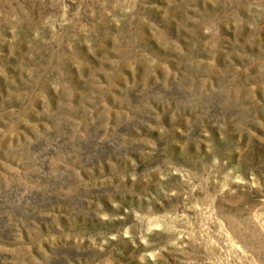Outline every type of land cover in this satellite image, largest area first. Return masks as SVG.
Instances as JSON below:
<instances>
[{"label":"rangeland","instance_id":"obj_1","mask_svg":"<svg viewBox=\"0 0 264 264\" xmlns=\"http://www.w3.org/2000/svg\"><path fill=\"white\" fill-rule=\"evenodd\" d=\"M0 264H264V0H0Z\"/></svg>","mask_w":264,"mask_h":264}]
</instances>
